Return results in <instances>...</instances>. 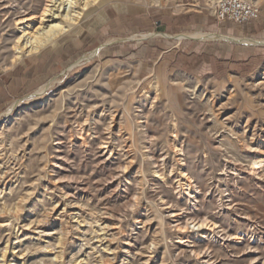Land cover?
Here are the masks:
<instances>
[{
  "label": "rangeland",
  "instance_id": "1",
  "mask_svg": "<svg viewBox=\"0 0 264 264\" xmlns=\"http://www.w3.org/2000/svg\"><path fill=\"white\" fill-rule=\"evenodd\" d=\"M163 2L108 0L39 52L100 32L112 5L150 13L123 39L160 31L188 0ZM13 37L0 26V75L21 62ZM177 43L84 41L1 108L0 264H264V45L247 69L144 80L142 53Z\"/></svg>",
  "mask_w": 264,
  "mask_h": 264
},
{
  "label": "crops",
  "instance_id": "2",
  "mask_svg": "<svg viewBox=\"0 0 264 264\" xmlns=\"http://www.w3.org/2000/svg\"><path fill=\"white\" fill-rule=\"evenodd\" d=\"M216 2H178L172 5L170 10L161 11L164 24L160 31H150L125 39L122 37L150 29V13L139 15V12L132 8L108 6L103 13V27L100 32L74 38L69 45L62 48L54 44L55 46L42 52L28 54L20 60L21 62L18 61L17 63H20L12 70L0 75V110L25 86L37 81L41 76V69H49L59 64L60 55L64 58L84 41L89 40H178V43L171 47L157 44L142 53L144 63L140 73L144 75V80L150 78L153 72L159 75L167 66L175 70L182 67L197 74L221 73L225 69L235 71L236 68L247 69L253 66L260 58L258 47L264 45V41H259L264 40V15L243 25H235L229 21L217 23ZM185 6L189 7L182 10ZM64 35L66 34L50 44L60 41ZM92 53L96 56L98 49L85 55Z\"/></svg>",
  "mask_w": 264,
  "mask_h": 264
},
{
  "label": "bare ground",
  "instance_id": "3",
  "mask_svg": "<svg viewBox=\"0 0 264 264\" xmlns=\"http://www.w3.org/2000/svg\"><path fill=\"white\" fill-rule=\"evenodd\" d=\"M9 1L10 0H0V10H5L10 14L5 18L0 19V26H3V30H6L9 33L14 32V37L10 44L13 56L18 62L28 54L39 52L47 45L54 42L57 38L70 31L80 20L86 18L96 9V7L104 4L108 0H43L41 5L36 8L26 7L23 2ZM147 1L149 5H162L164 3L163 0ZM15 59L13 58L14 61ZM79 62L80 61L76 64ZM175 83V80H172L171 84ZM258 85L264 86V81L262 80L258 82ZM192 91L194 94L195 89ZM3 122H5V120H0V134L6 126ZM227 203L230 205L229 203L231 202L227 201ZM192 223H194L195 226L202 228L207 226L204 221L199 219H193ZM210 226L212 230H215L220 234L218 239L222 244H226L230 240L231 242L233 241L232 237L221 232L223 230L221 225L218 226L217 224L212 223ZM7 248L2 253L3 260L7 257ZM77 263L84 264L82 260Z\"/></svg>",
  "mask_w": 264,
  "mask_h": 264
},
{
  "label": "built area",
  "instance_id": "4",
  "mask_svg": "<svg viewBox=\"0 0 264 264\" xmlns=\"http://www.w3.org/2000/svg\"><path fill=\"white\" fill-rule=\"evenodd\" d=\"M261 5L257 0H217L215 16L219 22L243 25L259 18Z\"/></svg>",
  "mask_w": 264,
  "mask_h": 264
}]
</instances>
